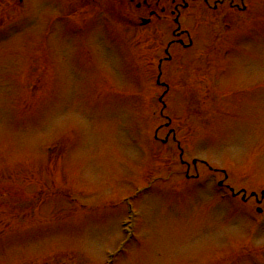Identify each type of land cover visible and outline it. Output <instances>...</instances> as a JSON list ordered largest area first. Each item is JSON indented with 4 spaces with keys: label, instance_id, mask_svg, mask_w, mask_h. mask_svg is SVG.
<instances>
[{
    "label": "rangeland",
    "instance_id": "rangeland-1",
    "mask_svg": "<svg viewBox=\"0 0 264 264\" xmlns=\"http://www.w3.org/2000/svg\"><path fill=\"white\" fill-rule=\"evenodd\" d=\"M127 1L0 0V264H107L110 253L113 264H264V230L242 232L251 204L235 215L210 172L199 165L200 181L187 180L179 157L221 169L237 190H264V0L247 2L222 42L223 7L186 1L195 45L180 56L200 70L213 59L198 78L162 81L167 129L151 71L164 53L149 45L156 30L115 25ZM169 128L180 149L164 144ZM122 199L135 234L117 253Z\"/></svg>",
    "mask_w": 264,
    "mask_h": 264
},
{
    "label": "flooded vegetation",
    "instance_id": "flooded-vegetation-1",
    "mask_svg": "<svg viewBox=\"0 0 264 264\" xmlns=\"http://www.w3.org/2000/svg\"><path fill=\"white\" fill-rule=\"evenodd\" d=\"M173 14H174V12H173ZM154 15H155V14L152 15V18H151L152 20L154 19ZM179 19H180V18H179ZM153 21H154V20H153ZM181 35H184V34H181ZM179 36H180V34H179ZM178 41H179V43H180V40H178ZM177 67L180 69V60H179L178 63H177Z\"/></svg>",
    "mask_w": 264,
    "mask_h": 264
}]
</instances>
